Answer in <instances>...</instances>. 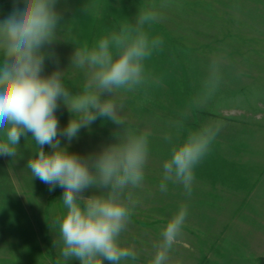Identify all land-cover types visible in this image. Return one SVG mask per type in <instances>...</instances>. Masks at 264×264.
<instances>
[{
  "label": "rangeland",
  "instance_id": "374dc122",
  "mask_svg": "<svg viewBox=\"0 0 264 264\" xmlns=\"http://www.w3.org/2000/svg\"><path fill=\"white\" fill-rule=\"evenodd\" d=\"M99 3L92 27L83 25L82 31L97 27L103 37L122 24L134 23L143 9L162 17L145 25L150 37L163 40L145 60L147 83L117 97L124 105L125 127L149 133L145 179L132 190L138 203L120 236L122 245L134 248L138 255L136 261L123 264H150L161 229L181 204H187L188 216L168 264H259L264 258V0ZM60 16L57 39L42 49L43 74L65 71V87L75 94L82 90L85 73L71 65V56L76 47H91L97 41L85 44L83 39L78 44L69 35L73 32L70 18ZM76 36L81 39V33ZM214 56L221 59L220 83L206 104L190 108ZM58 103L55 115L63 130L73 114L62 101ZM216 120L223 121V127L195 168L191 197L182 185L171 182L161 192L163 161L171 147L190 131ZM122 131L108 118H98L82 127L70 143L59 137L60 146L88 157L118 142ZM36 147L27 133L20 137L15 157L0 156V264H57L58 260L65 264L60 249L53 247L59 238L56 220L65 211L63 189L57 186L49 191L48 185L31 176L26 165ZM46 148L48 153L53 151ZM100 191L89 188L83 195Z\"/></svg>",
  "mask_w": 264,
  "mask_h": 264
},
{
  "label": "clouds",
  "instance_id": "9594fccd",
  "mask_svg": "<svg viewBox=\"0 0 264 264\" xmlns=\"http://www.w3.org/2000/svg\"><path fill=\"white\" fill-rule=\"evenodd\" d=\"M22 2V9L14 2L10 15L0 21V156L15 157L20 137L31 133L38 147L26 168L32 177L48 185L49 191L57 186L63 189L65 211L57 217L59 238L54 239L53 247L60 249L65 264L71 260L79 264L136 261L137 252L123 246L120 236L138 203L132 190L140 188L145 179L149 133L125 127L124 105L117 97L147 83L145 60L162 46L163 40L150 37L145 25L162 17L152 9L140 10L134 23L122 24L118 31L101 37L91 47H76L71 65L84 70L85 81L82 90L72 94L63 81L65 71L43 74L42 49L57 39L61 19L57 0ZM220 63L221 59L214 56L209 75L190 108L202 107L215 93L221 80ZM60 101L73 114L63 130L55 115ZM98 118L122 126L118 142L83 158L60 146L59 137L70 143L82 127H89ZM222 127L223 121L208 122L171 147L163 161L161 192H166L171 182L182 185L191 197L195 168L210 152ZM45 145L53 151L46 153ZM89 188L101 191L85 197L83 193ZM187 216L188 206L181 204L161 229L150 264H168Z\"/></svg>",
  "mask_w": 264,
  "mask_h": 264
},
{
  "label": "crops",
  "instance_id": "0c3cea01",
  "mask_svg": "<svg viewBox=\"0 0 264 264\" xmlns=\"http://www.w3.org/2000/svg\"><path fill=\"white\" fill-rule=\"evenodd\" d=\"M17 2L19 7L23 8L22 0H0V21L6 19L12 12L13 4ZM100 0H57L56 10L59 14L65 15L70 18L71 26L70 29L73 31L69 32L70 37L74 38L75 41L79 44L82 43V40L86 41L85 44H91L93 42V30L88 29L82 31L84 25L92 27V24L96 20ZM77 31L81 33V39L77 40L80 37V33L76 34ZM79 41V42H78ZM83 41V42H84Z\"/></svg>",
  "mask_w": 264,
  "mask_h": 264
},
{
  "label": "trees",
  "instance_id": "16d2710c",
  "mask_svg": "<svg viewBox=\"0 0 264 264\" xmlns=\"http://www.w3.org/2000/svg\"><path fill=\"white\" fill-rule=\"evenodd\" d=\"M98 28L96 27V28H94V30H93V41H95V39H96V41H98L102 36H100V35H98ZM103 35V34H102ZM44 151L46 152V153H48L47 152V148H46V145L44 146ZM259 264H264V258L263 259H260V263Z\"/></svg>",
  "mask_w": 264,
  "mask_h": 264
}]
</instances>
